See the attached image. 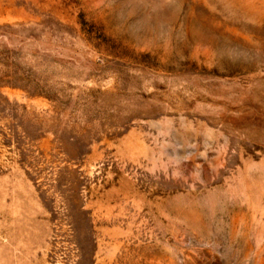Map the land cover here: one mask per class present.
Listing matches in <instances>:
<instances>
[{
  "label": "rangeland",
  "instance_id": "1",
  "mask_svg": "<svg viewBox=\"0 0 264 264\" xmlns=\"http://www.w3.org/2000/svg\"><path fill=\"white\" fill-rule=\"evenodd\" d=\"M0 264H264V0H0Z\"/></svg>",
  "mask_w": 264,
  "mask_h": 264
}]
</instances>
